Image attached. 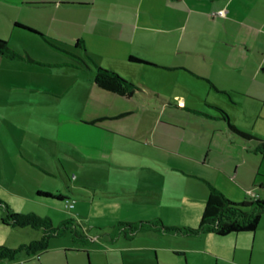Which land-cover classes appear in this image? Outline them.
Segmentation results:
<instances>
[{
	"label": "rangeland",
	"instance_id": "1",
	"mask_svg": "<svg viewBox=\"0 0 264 264\" xmlns=\"http://www.w3.org/2000/svg\"><path fill=\"white\" fill-rule=\"evenodd\" d=\"M23 1L95 6H25L0 0V38L23 57L0 55V245L16 247L41 235L30 226L3 224L5 204L15 212L48 216L53 225L71 217L90 238L73 241L68 232L52 237L46 252L20 251L14 259H0V264H230L227 260L234 251L232 262L248 257L253 243L264 248V213L254 236L250 232L174 236L148 230L131 238L123 235L120 221L158 217L166 225L196 227L207 197L205 180L210 181L215 171L192 158L189 154L197 149L187 143L184 153L178 151L184 127L210 131L217 141L227 139V134L207 126L220 122L177 110L135 82L141 91L130 98L96 86L98 0ZM15 21L31 31L15 26ZM78 37L84 42L77 43ZM103 39L102 35L100 42ZM113 62L115 72L129 80L117 60ZM101 67L110 69L106 62ZM131 78L142 85L146 81L175 105L222 115L205 103L213 99L204 92L141 72ZM115 110L131 113L97 124L79 122ZM234 116L231 113L229 124L264 139V110L259 115L243 108L241 119ZM199 137L206 144L211 140L207 134ZM244 156L253 166L254 156ZM263 174L260 168L256 179H264ZM245 188L260 192L264 199V187L259 190L255 178ZM37 190L67 198L41 197ZM67 201L73 206L66 207ZM261 254L264 260V251Z\"/></svg>",
	"mask_w": 264,
	"mask_h": 264
},
{
	"label": "crops",
	"instance_id": "2",
	"mask_svg": "<svg viewBox=\"0 0 264 264\" xmlns=\"http://www.w3.org/2000/svg\"><path fill=\"white\" fill-rule=\"evenodd\" d=\"M2 1L25 6H95L90 3ZM102 35L105 39L100 42ZM77 40L84 42L83 37ZM98 41L100 49L93 53L98 60L94 58L96 64L102 66L106 62L111 70L117 71L114 58L130 76L129 81L147 87V92L163 103L185 113L220 122L221 125L207 126L209 130L218 127L227 134V139L217 141L209 134L210 131L186 126L178 151L185 152L184 142L191 149H197L196 153L189 155L200 163L210 164L215 174L208 178V182L230 199L240 201L261 197L260 192L246 189L245 185L255 178L258 189L264 187V179H256L255 176V173L260 176V168L264 172V155L256 150L260 142L257 139H264L256 134L253 136L255 139L244 138L230 130L228 122L232 118L231 113L236 115L234 118L241 119L243 108L245 112L259 115L264 110V0H98ZM102 43L109 47H101ZM130 55L143 61H131L128 59ZM170 71L178 72L167 73ZM136 72L150 79L173 80L197 93L204 92L213 99L205 101L208 106L213 109L219 107L229 116L226 120L222 115L211 116L197 109L175 105L171 98L165 97L146 81L142 82L143 85L134 81L131 77ZM126 113L131 111L115 110L104 116L99 114L98 121L90 118L79 122L97 124L104 118L116 119ZM191 130L197 132L198 137ZM200 134L210 136V142L199 141L202 140ZM249 134L254 135L252 132ZM245 153L254 156L250 160L253 166L247 165ZM205 195L203 191V197ZM262 240L264 242V235ZM262 249L253 243L248 257L232 262L236 259L234 251L232 259L227 262L264 264ZM182 255L185 256L184 251Z\"/></svg>",
	"mask_w": 264,
	"mask_h": 264
},
{
	"label": "trees",
	"instance_id": "3",
	"mask_svg": "<svg viewBox=\"0 0 264 264\" xmlns=\"http://www.w3.org/2000/svg\"><path fill=\"white\" fill-rule=\"evenodd\" d=\"M16 25L28 29L26 26L16 22ZM30 30V29H29ZM83 42L82 40H77ZM0 55L8 58L22 59V55L9 47L8 42L0 38ZM131 61H143L142 59L130 55ZM94 83L96 86L114 92L123 97H131L138 88L133 82L124 79L117 72L111 69H105L95 63ZM264 70V67H263ZM222 113V117L227 120V114L219 107H214ZM95 119L94 121H97ZM92 121V122H94ZM228 127L234 133L247 138L255 139L251 134L238 129L236 126L229 124ZM259 140L256 148L260 154L264 155V140ZM208 186V195L205 199L199 223L196 227L191 226H176L166 225L158 217L150 220H139L133 222H119L122 226L123 235L125 237H133L140 231H153L157 233L169 234L174 236H196L201 233L210 232L216 235H227L231 233L251 232L253 233L260 222L264 213V199L254 198L245 200H232L227 198L219 189L213 186L210 182L205 181ZM37 195L52 199L61 200L66 198L61 193H53L48 191L37 190ZM1 222L5 225L39 229L41 235L38 239L31 240L26 244H20L16 247H8L0 245V259H14L18 252L25 251L29 254H34L37 251L46 252L48 242L52 237H58L71 233L73 241H86L89 236L83 233L79 223L69 217L61 220L57 225H53L48 216H40L34 212L20 213L11 210L5 204V214L1 217ZM175 253L182 254V251Z\"/></svg>",
	"mask_w": 264,
	"mask_h": 264
},
{
	"label": "built area",
	"instance_id": "4",
	"mask_svg": "<svg viewBox=\"0 0 264 264\" xmlns=\"http://www.w3.org/2000/svg\"><path fill=\"white\" fill-rule=\"evenodd\" d=\"M219 13H222V10H220ZM65 206H66V207H72V206H73V202H68V201H67V202L65 203Z\"/></svg>",
	"mask_w": 264,
	"mask_h": 264
}]
</instances>
